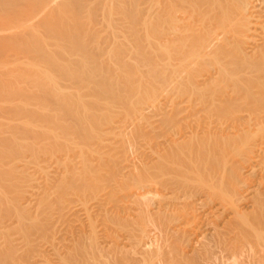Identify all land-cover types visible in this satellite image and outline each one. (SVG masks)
<instances>
[{
  "label": "bare ground",
  "instance_id": "6f19581e",
  "mask_svg": "<svg viewBox=\"0 0 264 264\" xmlns=\"http://www.w3.org/2000/svg\"><path fill=\"white\" fill-rule=\"evenodd\" d=\"M129 108L153 119L117 126ZM0 117V194L21 157L82 163L47 191L59 241L0 264H264V0H0Z\"/></svg>",
  "mask_w": 264,
  "mask_h": 264
},
{
  "label": "rangeland",
  "instance_id": "374dc122",
  "mask_svg": "<svg viewBox=\"0 0 264 264\" xmlns=\"http://www.w3.org/2000/svg\"><path fill=\"white\" fill-rule=\"evenodd\" d=\"M170 60H165L162 62V64H166ZM178 63V62H177ZM164 89H170L168 85L162 86ZM75 90V89H74ZM166 93V92H165ZM165 95V94H164ZM88 99V98H83ZM108 104V100L104 102V104ZM147 116H141L140 113L133 108H129L128 110H125L121 113H118L116 116V125L124 127L126 125H129L130 128L136 124L143 125L145 124L149 118L153 119L152 112L149 110H146ZM151 115V116H150ZM148 117V120H147ZM4 117H0V120H3ZM132 124V125H131ZM155 125V124H153ZM152 130L149 132L150 128H148L146 131L147 135H150V139L142 135V138H136L135 141H140L141 145H136V142L134 143L132 141V145L128 148V152L132 157L137 156L138 152L140 151L139 146H146V144L149 142L156 140V137L153 139L151 137L152 135L150 133H155L154 127L149 126ZM40 129V128H39ZM154 130V132H153ZM115 130L107 129L105 132L108 134H112ZM115 132H118L117 130ZM8 134V133H7ZM6 134V135H7ZM133 139V138H132ZM142 139V140H140ZM145 140V141H144ZM143 141V142H142ZM147 141V142H146ZM105 145H104V144ZM100 143L102 146H98V144H94L93 147L96 151L92 152L90 156H93L95 158L94 164H99L101 161H98L96 158L98 154L105 153L107 154L106 158L108 157V154H114L115 149L114 146L112 147V144L108 143V137L106 138L105 142ZM112 143V142H111ZM145 143V144H144ZM109 144V145H108ZM123 144L122 140H119L115 143L116 145ZM135 144V145H134ZM147 144V145H148ZM104 145V146H103ZM111 146V147H110ZM122 146V145H121ZM120 146V148H121ZM123 148V147H122ZM149 151V149H148ZM75 150H69L65 153H62L60 158H54L52 156H45L44 154L40 153L37 154H29V156H25L24 158L21 157L17 161H13V164H17V177L13 180L18 182L19 187L21 190L18 193L16 191L15 193L11 192H4L0 194V199H6L5 203H1V209H7V208H18L20 210V213H12L10 217L5 219L4 227L2 228L5 233L2 234V237L0 238V241H5L9 239H16L18 240V243H21L22 245L26 246L27 244L31 243V240L39 239L40 241V248L42 249H52L54 243L59 241V236L61 235L60 228L63 226L64 223L62 222V215L68 211V208L64 211L60 210V203L56 199V194L52 191L49 192L50 195H48L47 191L48 188L52 187V185L58 183L60 179L58 180V175L61 167L66 162L71 163H78V165H82L81 163V157L75 154ZM125 151L119 153L120 155L123 154ZM141 152V151H140ZM131 157V158H132ZM133 157V158H134ZM24 159V161H23ZM73 159V161H71ZM27 160V161H25ZM19 162V163H18ZM22 163V164H21ZM108 163V162H107ZM14 164V165H15ZM21 164V165H20ZM56 182V183H55ZM50 199V207L46 211H41L38 213L39 207L43 206V200ZM82 202V201H81ZM83 203V202H82ZM78 202L76 203L74 209L83 208L84 205ZM48 218V219H47ZM47 221H51V229L48 231L47 234H44L42 237H37L35 234H31L30 232L35 231L37 227L40 226L42 223H46ZM7 224V225H6ZM5 235V236H4ZM27 235V236H26ZM21 251V250H20Z\"/></svg>",
  "mask_w": 264,
  "mask_h": 264
}]
</instances>
